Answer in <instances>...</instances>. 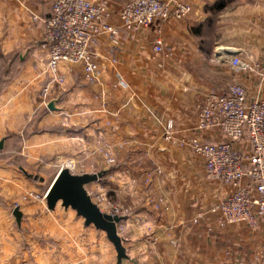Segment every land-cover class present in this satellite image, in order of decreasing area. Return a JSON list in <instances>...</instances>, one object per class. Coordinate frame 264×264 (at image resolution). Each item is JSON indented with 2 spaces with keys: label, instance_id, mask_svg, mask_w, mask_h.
<instances>
[{
  "label": "crops",
  "instance_id": "crops-1",
  "mask_svg": "<svg viewBox=\"0 0 264 264\" xmlns=\"http://www.w3.org/2000/svg\"><path fill=\"white\" fill-rule=\"evenodd\" d=\"M176 1L191 8L185 19L155 22L133 38L120 32L95 46L100 69L96 83L85 84L81 67L75 65L61 66L64 82L55 84L44 73L46 52L41 48V21L49 16L52 0H0V201L12 195L3 181L18 182L15 171L27 178L24 165L35 151L44 154L61 148L67 133L73 134L70 140L76 149L86 140L90 148L96 147L100 134L109 149L125 155L123 165L134 161V151L152 150L146 164L161 173L141 174V179L151 174L156 237L161 239L156 242L157 260L247 264L262 244L261 227L218 228L209 215L193 224L231 188L206 180L202 162L177 152L162 139V131L170 120L178 136L222 141L216 131L194 130L206 93L215 89L224 94L230 85L239 84L250 97L258 94L264 99V0ZM31 14L39 21L31 23ZM156 39L171 49L168 55L153 52ZM233 56L255 72L236 71L230 64ZM46 85L51 89L48 103L55 101V111L40 104ZM164 159L167 168L158 165ZM170 164L179 168L171 169ZM117 174L121 176L111 172L112 177ZM22 189L16 188L13 196ZM1 207L0 264H12L17 262V236L14 232L12 236L11 222L2 219ZM12 245L13 254L9 250L7 256L6 246Z\"/></svg>",
  "mask_w": 264,
  "mask_h": 264
},
{
  "label": "built area",
  "instance_id": "built-area-1",
  "mask_svg": "<svg viewBox=\"0 0 264 264\" xmlns=\"http://www.w3.org/2000/svg\"><path fill=\"white\" fill-rule=\"evenodd\" d=\"M117 5L116 14L111 7ZM50 14L41 21V48L46 52L44 73L49 83L62 84L61 66L81 67L82 81H98L100 69L95 46L105 37L113 38L123 32L130 38L148 29L155 22L185 19L191 8L176 0H52ZM114 17L116 21H113ZM39 21L31 14V23ZM155 53L168 55L171 51L160 39L153 43ZM231 66L242 73L255 69L233 56ZM51 89L46 85L40 92L41 106L46 107ZM196 132L216 131L224 140L207 142L197 137L178 136L173 123L165 122L162 139L198 158L203 165L204 178L229 186L231 192L193 219L197 225L203 216L215 218L214 225L244 224L261 227L262 244L254 259L247 264H264V99L250 97L239 84L230 85L224 94L210 89L198 110ZM106 164L114 163L111 150L103 154ZM153 172L160 174L159 169ZM146 183L151 182V174ZM33 196L37 200H45ZM113 215V214H111Z\"/></svg>",
  "mask_w": 264,
  "mask_h": 264
},
{
  "label": "rangeland",
  "instance_id": "rangeland-1",
  "mask_svg": "<svg viewBox=\"0 0 264 264\" xmlns=\"http://www.w3.org/2000/svg\"><path fill=\"white\" fill-rule=\"evenodd\" d=\"M111 11L116 14V4L112 5ZM33 122L37 126L36 118ZM65 135L67 141L61 148L50 149L44 154L35 151L29 158L28 165H24L27 168V178L23 173L15 171L18 182L3 181V188L8 189L12 195L8 199L2 197L0 201L5 213L2 219L11 222L12 236L13 232L17 236V262L12 261V264H117L115 250L104 232L96 230L92 225L84 226L83 219L71 209H64L57 204L50 211L45 200L32 198L36 195L42 197L47 192L60 168H67L73 174L103 172L98 181L86 185L85 189L102 212L124 217L117 225V233L127 257L120 264H172L170 261L157 260L156 232L159 226L157 227L154 215L155 197L151 193V182L146 183L141 179V174L154 171L153 165L146 164L151 160L152 155L149 153L152 150L134 151V161L123 165L125 155L121 154L120 149H109L103 139L101 140L100 134L97 136L99 140L96 147L90 148V142L86 140L78 149L73 147L70 140L73 134ZM107 150L114 154L115 161L111 165L106 164L103 159ZM177 152L191 156L180 149ZM161 162L158 164L161 168L168 167L163 164L165 159ZM170 166L171 169L179 168V165ZM111 172L120 173L121 176L117 174L112 177ZM19 187L23 189L13 196V192ZM15 207L21 211L17 229L14 227L15 219L12 215ZM2 232L5 231L2 229ZM14 247L15 245L11 248L6 246L7 256L9 250L13 254Z\"/></svg>",
  "mask_w": 264,
  "mask_h": 264
},
{
  "label": "water",
  "instance_id": "water-1",
  "mask_svg": "<svg viewBox=\"0 0 264 264\" xmlns=\"http://www.w3.org/2000/svg\"><path fill=\"white\" fill-rule=\"evenodd\" d=\"M46 107L50 111H55V101L49 102ZM102 174L101 172L73 174L69 169L62 168L50 184L45 202L48 210L52 211L57 204H60L64 209H71L78 217H81L84 226L92 225L96 230L104 232L115 250L117 264H120L127 257L122 240L117 233V225L122 217L102 212L85 189L86 185L98 181ZM12 215L15 222L19 224L21 212L17 207L13 209Z\"/></svg>",
  "mask_w": 264,
  "mask_h": 264
},
{
  "label": "trees",
  "instance_id": "trees-1",
  "mask_svg": "<svg viewBox=\"0 0 264 264\" xmlns=\"http://www.w3.org/2000/svg\"><path fill=\"white\" fill-rule=\"evenodd\" d=\"M0 73H1V70H0ZM34 179H36V178L34 177Z\"/></svg>",
  "mask_w": 264,
  "mask_h": 264
},
{
  "label": "bare ground",
  "instance_id": "bare-ground-1",
  "mask_svg": "<svg viewBox=\"0 0 264 264\" xmlns=\"http://www.w3.org/2000/svg\"><path fill=\"white\" fill-rule=\"evenodd\" d=\"M48 190V189H47Z\"/></svg>",
  "mask_w": 264,
  "mask_h": 264
}]
</instances>
